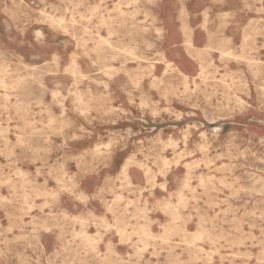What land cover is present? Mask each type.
Segmentation results:
<instances>
[{"label": "rangeland", "instance_id": "1", "mask_svg": "<svg viewBox=\"0 0 264 264\" xmlns=\"http://www.w3.org/2000/svg\"><path fill=\"white\" fill-rule=\"evenodd\" d=\"M263 185L264 0H0V264H264Z\"/></svg>", "mask_w": 264, "mask_h": 264}, {"label": "bare ground", "instance_id": "2", "mask_svg": "<svg viewBox=\"0 0 264 264\" xmlns=\"http://www.w3.org/2000/svg\"><path fill=\"white\" fill-rule=\"evenodd\" d=\"M245 78H246V77H245ZM125 132H126V131H125ZM185 134H186V133H185ZM125 169H126V168H125V165H124L123 168H122V171L125 172ZM263 186H264V185H263ZM261 187H262V185H261Z\"/></svg>", "mask_w": 264, "mask_h": 264}]
</instances>
